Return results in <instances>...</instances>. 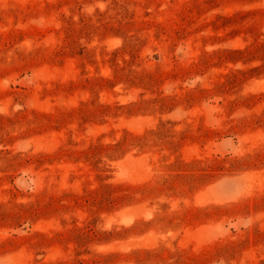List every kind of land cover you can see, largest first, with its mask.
<instances>
[{"label": "rangeland", "instance_id": "rangeland-1", "mask_svg": "<svg viewBox=\"0 0 264 264\" xmlns=\"http://www.w3.org/2000/svg\"><path fill=\"white\" fill-rule=\"evenodd\" d=\"M0 264H264V0H0Z\"/></svg>", "mask_w": 264, "mask_h": 264}]
</instances>
